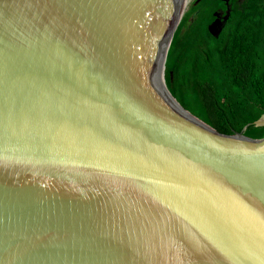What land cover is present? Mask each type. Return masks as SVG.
<instances>
[{"label": "water", "instance_id": "obj_1", "mask_svg": "<svg viewBox=\"0 0 264 264\" xmlns=\"http://www.w3.org/2000/svg\"><path fill=\"white\" fill-rule=\"evenodd\" d=\"M194 1L0 0V264H264V136L166 84Z\"/></svg>", "mask_w": 264, "mask_h": 264}, {"label": "trees", "instance_id": "obj_2", "mask_svg": "<svg viewBox=\"0 0 264 264\" xmlns=\"http://www.w3.org/2000/svg\"><path fill=\"white\" fill-rule=\"evenodd\" d=\"M184 13L165 68L168 89L194 115L225 134L264 136V0H230L218 37L209 31L223 0H200ZM192 18V19H191Z\"/></svg>", "mask_w": 264, "mask_h": 264}, {"label": "flooded vegetation", "instance_id": "obj_3", "mask_svg": "<svg viewBox=\"0 0 264 264\" xmlns=\"http://www.w3.org/2000/svg\"><path fill=\"white\" fill-rule=\"evenodd\" d=\"M240 2H242L243 0H239ZM229 3H230V0H229ZM220 11H222V10H220Z\"/></svg>", "mask_w": 264, "mask_h": 264}, {"label": "rangeland", "instance_id": "obj_4", "mask_svg": "<svg viewBox=\"0 0 264 264\" xmlns=\"http://www.w3.org/2000/svg\"><path fill=\"white\" fill-rule=\"evenodd\" d=\"M192 19V18H191Z\"/></svg>", "mask_w": 264, "mask_h": 264}]
</instances>
